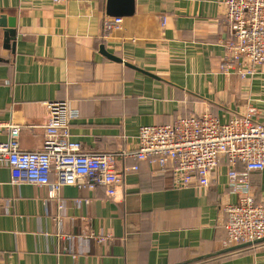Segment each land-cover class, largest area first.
Listing matches in <instances>:
<instances>
[{
    "label": "crops",
    "instance_id": "1",
    "mask_svg": "<svg viewBox=\"0 0 264 264\" xmlns=\"http://www.w3.org/2000/svg\"><path fill=\"white\" fill-rule=\"evenodd\" d=\"M224 2L135 0L134 14L105 37L107 0H0V15L16 23L13 38L0 27V122L21 128V150L40 151L45 103L66 101L79 112L72 140L85 153H117L123 175L114 197L101 186L55 195L51 186L12 185L0 164V264H264V242L224 246L223 206L238 201L226 159L208 187L178 188L133 154L144 126L205 113L226 123L249 108L264 124V74L219 68ZM101 46L145 73L104 57ZM249 182L264 204V170Z\"/></svg>",
    "mask_w": 264,
    "mask_h": 264
},
{
    "label": "built area",
    "instance_id": "2",
    "mask_svg": "<svg viewBox=\"0 0 264 264\" xmlns=\"http://www.w3.org/2000/svg\"><path fill=\"white\" fill-rule=\"evenodd\" d=\"M224 5L226 11L220 22L227 38L220 71L235 73L243 79L264 74V0H225ZM122 23V18L105 17V37L120 30ZM45 105L49 121L45 145L40 151L21 150L18 140L21 128L0 122V133L9 132L8 141L0 142V164L9 168L11 184L51 186L55 195L67 186L81 189L101 186L109 197H114L123 183V175L116 168L118 154L83 152L81 143L72 140L71 135V123L78 119V110L66 101ZM256 114L254 108H249L226 123L205 113L168 125L144 126L133 152L138 160L148 161L161 173H170L178 188L208 187L221 160L226 159L227 186L238 201L223 206L225 247L264 239V204L255 201L249 182L250 172L264 170V124L255 118ZM238 165L243 166L242 171ZM53 173L57 175L54 183ZM90 203V199L75 200L77 206Z\"/></svg>",
    "mask_w": 264,
    "mask_h": 264
},
{
    "label": "water",
    "instance_id": "3",
    "mask_svg": "<svg viewBox=\"0 0 264 264\" xmlns=\"http://www.w3.org/2000/svg\"><path fill=\"white\" fill-rule=\"evenodd\" d=\"M135 12V0H107V8H106V13L107 16L109 17H115V18H121V17H129L132 16ZM0 27L5 29V36L9 38H13L16 35V23L15 19L13 18H8L5 15H0ZM101 54L108 58L109 60L124 64L126 67H129L131 69H135L139 72L145 73V71H142L141 69L135 67L134 65L124 61L123 59L107 52L105 50L104 46H101L100 48ZM264 239L257 241L255 243H245L242 244L236 248H231L230 250H235L238 248H243V247H248L253 244H259L263 243Z\"/></svg>",
    "mask_w": 264,
    "mask_h": 264
}]
</instances>
